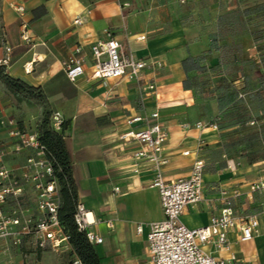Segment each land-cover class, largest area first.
<instances>
[{
    "label": "crops",
    "instance_id": "crops-1",
    "mask_svg": "<svg viewBox=\"0 0 264 264\" xmlns=\"http://www.w3.org/2000/svg\"><path fill=\"white\" fill-rule=\"evenodd\" d=\"M78 17L82 23L75 24ZM23 23L29 43L21 39ZM106 31L126 51L155 66L137 80L92 78L90 46L105 39ZM76 45L82 47L85 71L72 82L63 62ZM7 46L11 52L5 63ZM0 64L8 75L41 87L53 112L69 123L65 145L78 202L95 221L88 229L103 238L94 244L100 264H151L148 224L163 218L160 197L148 186L154 173L149 163L133 157L141 145L121 134L146 127L148 118L132 124L127 120L152 111L168 131L163 147L167 163L161 168L166 181L189 176L196 159L205 162L202 198L183 210L181 221L191 228L207 225L224 198L238 191L237 212L258 219L253 238L240 241L239 231L232 229L228 250L204 249L219 258L235 255L244 263L264 264V191L250 192V184L264 178V151L248 160L245 143L232 142L247 131H236V124L220 130L195 127L220 119L226 106L221 80L229 75L254 116L251 122L264 135V0H0ZM205 79L212 83L208 88ZM0 108L20 122L8 102ZM0 144L5 166L19 176L33 150L15 152L13 139L1 126ZM19 205L23 214L35 216L32 184H23ZM14 207L13 199L4 205L5 210ZM33 250V264H42L46 250ZM1 257L0 264H28L22 249L5 241L0 242Z\"/></svg>",
    "mask_w": 264,
    "mask_h": 264
},
{
    "label": "built area",
    "instance_id": "built-area-1",
    "mask_svg": "<svg viewBox=\"0 0 264 264\" xmlns=\"http://www.w3.org/2000/svg\"><path fill=\"white\" fill-rule=\"evenodd\" d=\"M75 24L82 23L80 17L74 20ZM21 39L29 43L26 24L21 25ZM93 65L91 77L103 82L112 79L127 77L139 79L146 68L154 67L153 61L135 56L123 48L122 43L106 31V38L96 40L90 46ZM3 62L10 59L11 48H5ZM85 57L81 45H76L73 51L63 62L66 77L74 82L84 74ZM154 88L153 84L148 86ZM149 119L150 123L139 130H128L121 134L125 140H135L141 147L133 157L138 161L149 163L153 176L148 184L156 188L159 193L163 218L148 224L147 251L151 264H250L240 261L235 255L228 258H219L204 249L206 245H213L215 251L229 249L227 234L232 229L239 231L240 241H248L257 231L258 219L254 214H240L235 209V198L240 193L235 191L232 196L225 197L219 212L210 218L207 225L188 227L181 221L183 210L202 198L203 175L205 162L196 159L187 177L175 181H166L161 168L167 163L163 155L164 143L168 136L167 129L159 121V113L152 111L145 116L128 118V124ZM51 121L56 129L60 128L63 117L60 112H53ZM0 126L13 139V150L21 152L23 149L33 150L22 166L21 174L15 176L5 166V149L0 144V240L11 242L10 246L21 248L27 236L33 238L36 249H51L58 251L65 247L67 235L61 228L57 216L60 204L58 184L53 176V168L46 158L44 149L40 145L37 135L33 131L21 129L17 120L12 116H5L0 108ZM198 129H218V121H200L195 124ZM138 167L134 172H138ZM32 184L36 192V214L25 215L19 205V197L23 192V184ZM120 189L114 188L115 192ZM264 191V178L257 179L250 184V192ZM9 199L16 202L12 210H5L4 205ZM74 221L79 230H85L88 241L99 244L102 236L88 229L94 220L88 219L85 206L77 202ZM109 227L113 224L107 222ZM137 233L142 231V224L136 226ZM71 264H82L75 258Z\"/></svg>",
    "mask_w": 264,
    "mask_h": 264
},
{
    "label": "rangeland",
    "instance_id": "rangeland-1",
    "mask_svg": "<svg viewBox=\"0 0 264 264\" xmlns=\"http://www.w3.org/2000/svg\"><path fill=\"white\" fill-rule=\"evenodd\" d=\"M223 79L221 80L224 89L222 91V103L226 106L223 107L219 114L220 119L218 120L217 130L224 129L233 124L237 125L236 131L238 132L239 130H247L246 132L243 131L245 132L243 137L232 140V142H244L249 149L246 153L248 160H255L257 159V155H260L261 150L264 151L262 149L264 147V135L259 132V126L256 125V122H251L254 116L251 114L249 108H245L244 98L240 97L239 92L234 90L233 80L230 79L229 75L227 78L223 77ZM211 84L210 79H205L203 82V85L207 86V88ZM5 102H8L14 108L17 119L22 124H25L30 131L37 129L38 124L45 116H48L50 119L54 111L43 89L40 96H27L24 93L10 91L5 82L0 79V103ZM0 242H4V240H0ZM6 242L11 244L8 240ZM33 248V238L31 236L24 238L23 246L20 249H22L23 259H26L28 264H33L34 261V255L30 256V253L34 251ZM45 250L46 252L40 258L42 264H71L70 262L73 257L70 255L68 247H62L58 251H53L49 248ZM4 258H0L1 263Z\"/></svg>",
    "mask_w": 264,
    "mask_h": 264
},
{
    "label": "trees",
    "instance_id": "trees-1",
    "mask_svg": "<svg viewBox=\"0 0 264 264\" xmlns=\"http://www.w3.org/2000/svg\"><path fill=\"white\" fill-rule=\"evenodd\" d=\"M0 79L5 82L10 91L15 93L40 96L42 91L41 87H35L22 79L8 75L2 64H0ZM18 124L21 129H24L21 122ZM68 125L67 121H63L60 128L56 129L51 118L45 116L33 132L36 133L45 156L52 165L53 176L58 184L60 204L57 216L61 228L68 237L66 245L73 257L71 262L78 258L82 264H100L94 244L88 241L85 230H79L74 221L78 199L72 175L71 159L64 139Z\"/></svg>",
    "mask_w": 264,
    "mask_h": 264
}]
</instances>
